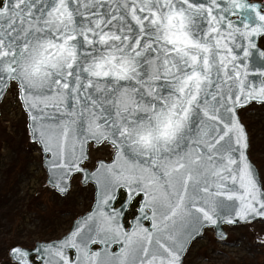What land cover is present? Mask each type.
Listing matches in <instances>:
<instances>
[{"label": "snow or ice", "instance_id": "1", "mask_svg": "<svg viewBox=\"0 0 264 264\" xmlns=\"http://www.w3.org/2000/svg\"><path fill=\"white\" fill-rule=\"evenodd\" d=\"M6 97L48 190L91 202L2 264H185L209 231L239 247L225 225L264 246L240 115L264 109V0H0Z\"/></svg>", "mask_w": 264, "mask_h": 264}, {"label": "rangeland", "instance_id": "2", "mask_svg": "<svg viewBox=\"0 0 264 264\" xmlns=\"http://www.w3.org/2000/svg\"><path fill=\"white\" fill-rule=\"evenodd\" d=\"M0 115V264L3 248L10 243H35L39 231L43 235H62L70 227L69 221L85 210L90 193L73 188L76 193L68 200L58 198L44 184L43 170L37 171L38 154L32 152L25 124V114L6 97ZM250 138V159L259 172H264V109L259 105L240 111ZM72 213V216H68ZM38 221L39 225L34 223ZM230 240L239 247L224 248L217 244L214 234L199 240L189 249L185 264H264V246L253 239L245 226H230ZM261 226L257 225V229ZM23 234V239L18 238ZM30 237V238H29Z\"/></svg>", "mask_w": 264, "mask_h": 264}, {"label": "water", "instance_id": "3", "mask_svg": "<svg viewBox=\"0 0 264 264\" xmlns=\"http://www.w3.org/2000/svg\"><path fill=\"white\" fill-rule=\"evenodd\" d=\"M3 102H0V106H1V104H2ZM249 106H251V105H249ZM248 106V107H249ZM243 109H246V108H243ZM243 109H241L240 111H242ZM0 115H1V109H0ZM259 171V170H258ZM127 211H129V209H126V212ZM145 226H148V225H145ZM227 225H225L224 227H226ZM230 227V226H229ZM97 247V249L100 247L99 245H96V246H94V248H96ZM113 253H118L119 252V250H120V247H119V245H113L112 247H111V249H110ZM187 255V254H186Z\"/></svg>", "mask_w": 264, "mask_h": 264}, {"label": "flooded vegetation", "instance_id": "4", "mask_svg": "<svg viewBox=\"0 0 264 264\" xmlns=\"http://www.w3.org/2000/svg\"><path fill=\"white\" fill-rule=\"evenodd\" d=\"M129 211H131V209H129ZM145 225H148V222H145ZM97 248V247H96ZM186 257V256H185ZM185 259V258H184Z\"/></svg>", "mask_w": 264, "mask_h": 264}]
</instances>
